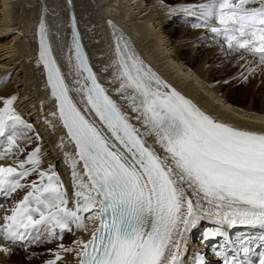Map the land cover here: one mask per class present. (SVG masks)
Here are the masks:
<instances>
[{"label":"snow or ice","instance_id":"6c2138e0","mask_svg":"<svg viewBox=\"0 0 264 264\" xmlns=\"http://www.w3.org/2000/svg\"><path fill=\"white\" fill-rule=\"evenodd\" d=\"M199 7L203 16L217 20L219 27L211 31L223 36L229 48L258 55L264 63V0H211ZM72 27L69 60L74 56L79 77L74 83L79 87L66 83L43 19L38 62L46 69L57 104L51 115L61 121L75 148L74 153L65 152L75 189L73 207L52 166L40 169L41 149L36 147L26 159L14 161L15 166L0 164V191L28 189L7 210L10 214L0 217V237L13 242L63 240L72 225L87 232L82 214L91 213L87 217L95 225L91 238H77L68 246L59 243L55 259L46 264L62 261L63 253H72L77 264H183L184 234L203 215L215 217L219 224L259 229L264 240V132L237 129L205 114L146 68L114 33L115 58L103 70L115 69L113 82L119 81L115 91L142 120V132L99 83L82 50L74 17ZM73 91L83 94L87 104L83 111L70 94ZM16 99L0 97V138L8 145L0 160L10 157L13 149L24 151L17 143L18 129L32 127L17 113ZM88 111L110 137L86 117ZM147 136L155 138L162 155L146 143ZM63 146L62 137L59 147ZM33 173L37 180L21 182ZM217 234L223 235L219 229ZM8 251L0 247V252ZM224 264L247 262L233 256L225 257ZM259 264H264V254Z\"/></svg>","mask_w":264,"mask_h":264},{"label":"bare ground","instance_id":"6f19581e","mask_svg":"<svg viewBox=\"0 0 264 264\" xmlns=\"http://www.w3.org/2000/svg\"><path fill=\"white\" fill-rule=\"evenodd\" d=\"M73 1V7L77 12L82 37L93 70H95L102 86L108 90L109 95L121 106L122 111L132 118L131 122L137 128H140L142 132L145 131L142 127V120L135 118L137 113L132 112L128 101L122 99L121 94H117L115 91L119 87V81L113 82L115 69L109 67L108 71L103 70L105 66L111 65L115 58L114 48L116 36H118L117 30L123 32L132 45L131 48H134L138 56L143 59L145 64L150 66L151 70L165 77L166 80L164 82L170 86V89H177L184 96L192 99L202 109L226 124L241 129L264 132V104L262 108L257 109L253 103L247 106H238L232 103L228 94L224 92L226 80H216V72H213V66L218 61L217 56H220L224 57V60H229L231 66L235 67L234 71L242 65L244 67L248 65V69L259 67L260 72L254 73L255 75L253 76L257 78V81L264 80L263 76L260 78L261 72L264 71V63L260 61L259 56L251 53L246 55L248 53L246 51L229 48L227 42L222 39L220 40L221 43L214 44V40L217 39L219 41L220 37L216 38V36L214 38V34L207 33L209 24H206V27H204L205 31L202 34L195 33L196 31L193 30L191 32L186 30V25L183 24L179 29H182L184 33L177 41L172 40V35L178 29L167 28V20H170L173 15L175 17L177 15L180 17L198 18L206 23L218 24L215 18L203 16L199 7L210 3L211 0H203L192 5L183 2L174 7H169L167 0ZM191 2L188 1V3ZM255 6L257 5H249V7ZM70 7L67 0H0V94L1 97L8 98L15 95V91L18 92L17 107L19 111L29 116L36 123L41 135L40 144L42 147L39 155L45 160L41 161L40 169L47 171L49 166H52L53 169L59 170L58 172L68 190L71 187L70 191L74 197L75 189L72 183V170L69 163L65 162V152L74 153L75 148L74 145L68 142L66 129L63 128L61 121L58 117L51 115V113L57 111V104L51 96V89L47 84L46 69L43 63L38 62L39 25L43 19L48 35L51 38L53 49L58 57L63 58L61 60L64 61L67 69H64V72L67 74L68 71L67 76L72 88L79 87V85L74 83L75 80L79 79L76 75L74 56L71 61L69 60L70 55H72L70 50L73 49L69 19ZM195 13L199 16L194 15L193 17L192 14ZM114 33L116 36H114ZM187 34L196 35V37L191 41L187 38V41L184 42ZM184 43L188 49L187 53L190 54L189 57L181 56V52L177 50L179 47H184ZM202 45L207 48L204 50L200 49ZM200 55L203 56L202 59L199 58ZM241 56L242 59L239 60ZM249 65L252 66L250 67ZM244 67L240 68L239 73ZM228 69L229 67L226 71L229 73L230 70ZM252 79L253 77L250 80ZM72 93L79 108L83 111L87 107L83 94L75 91ZM85 115L98 128H101L106 135L111 136L107 129L103 128L99 118L95 117L94 113L88 111ZM62 137L64 138L63 148L59 147ZM145 140L147 144L153 145L158 153L163 154L160 146L155 143L153 136H147ZM14 157L20 159L17 155ZM0 164L8 166L5 163ZM78 171H82V166H78ZM85 179L87 178L85 177ZM9 195L0 191V204ZM18 195L19 193L15 194L13 201H16L15 198ZM205 207H208V205H205ZM0 216H3L2 213H0ZM1 222L2 220H0ZM211 224L214 225L212 229L216 233L217 229H219L224 234H228L230 230L242 226L219 224L215 217L203 215L197 224L184 234V240L182 241L184 248L183 264H201L202 260L194 250L197 248L195 243H193L192 237L196 229L199 227L207 228ZM94 226L93 221L89 220L87 232L79 230L71 237H67L64 242L54 243L55 247L57 248L59 243H63L66 246L72 245V242L77 238H83L87 241L91 238V230ZM244 229L248 233H261L259 229H254L250 226H245ZM65 233L68 232L65 231ZM28 240L32 241L31 238ZM34 243V247L24 252L9 244L2 243V237H0V247L9 249L6 254L11 260L19 259L27 264H41V261H44L43 252L48 247L42 245V241L41 243L32 241V244ZM62 255L63 259L66 260V264H77V259L72 253H63ZM4 258L2 252H0V264H5Z\"/></svg>","mask_w":264,"mask_h":264},{"label":"rangeland","instance_id":"374dc122","mask_svg":"<svg viewBox=\"0 0 264 264\" xmlns=\"http://www.w3.org/2000/svg\"><path fill=\"white\" fill-rule=\"evenodd\" d=\"M167 1H168L167 5L169 7H174L175 5H180L183 2L192 5V4L200 3L203 0H201V1L167 0ZM188 1H192V2L188 3ZM192 15H193V17H194V15L197 17L199 16L197 13L192 14ZM180 18H183V19H180ZM200 18H201V16H200ZM167 22H168V27H167L168 29H170V28H174V29L177 28L178 29V31L174 35H172V40L173 39L176 41H177V39L179 40L182 33H184V31H182V29H179V28H181L180 26H182L183 24L186 25L185 26L186 30H189L190 32L193 30V31H196L195 33H199V34H202L205 31L204 27H206V24H209V26L207 27L209 29V31H207V33L214 34V38L216 36H217L216 38L220 37V39H218L219 41H217V39L214 40V44H216V43L219 44V42L221 43V41H220L221 39L223 41H226L223 36H218L210 30L212 27H216V26L219 27V25L218 24H212L209 21H208L209 23H206L204 21H200L198 18H196V19L195 18H187V17H180L177 15L175 17V15H173V17H171L170 20H167ZM195 37H196V35L191 36V35L187 34L184 42L187 41V38H189L190 39L189 41H191ZM196 41H200V40H196ZM207 42L209 45L208 39H207ZM206 48L207 47L202 45V47L200 49L204 50ZM177 50L181 52V54H180L181 56H184V57L190 56V54L187 53L188 49H187V46L185 45V43H184V47H179V49H177ZM248 54L249 53H246V55H248ZM180 55H179V57H181ZM236 56H239V55H236ZM199 58L202 59L203 56L200 55ZM217 59H218V61L213 66V68H214L213 72H216V80H218V79L219 80H222V79L226 80L225 81L226 84L224 86V92H226L228 94V96L232 100V103H234L238 106H247V105H250L251 103H253L255 105V108H257V109L262 108V105L264 104L263 103L264 102V80L258 79L260 81H257V78H254V76H253V75L260 72L259 67H255L253 69H248V67H247L248 65H245V67H244V65H242L241 67H244V68H242L241 73H239L241 67L239 69H235V71H234L235 67L231 66L228 59L224 60V57H220V56H217ZM241 59H242V56L239 58V60H241ZM249 66L251 67L252 65H249ZM228 67H229L228 70H230L229 73H228V71H226V69ZM262 76L264 78V71L261 72L260 78H262ZM252 77H253V79L250 80ZM0 86H1V84H0ZM0 92H1V88H0ZM15 96L17 97V99L14 102L13 106L15 107L17 113L22 117V119L24 121H26L28 124H30L26 120V116L24 114H22L17 107L18 106L17 100L19 98V94L17 91H15ZM0 97H1V94H0ZM0 107H2V102H0ZM31 126H32L31 129L25 128L23 126H21L18 129L17 143L20 146V148L24 149V151L19 152L18 149H13V154L10 157H5L4 159L0 160V163H5L6 165L15 166L14 161L26 159L28 153L32 152L36 147H39L41 149L42 145L40 144L41 143L40 136H39L37 130L35 129V127H33L32 124H31ZM7 146H8L7 141L3 138H0V153H2L7 148ZM15 155L20 156V159L15 158L14 157ZM39 156H40L41 161L45 160L44 158H42L41 155H39ZM29 166L30 165H26V167H29ZM54 170L60 176V173L58 172L59 170H57L56 168H54ZM37 179H38L37 174L33 173L31 176L27 177L26 180L21 181V182L22 183H30L31 181L37 180ZM60 179L63 181L61 176H60ZM63 185H64V189H66L64 182H63ZM27 191H28V189L25 188V189L17 190V192L10 194L8 196V198L0 204V213H2V215L9 214L10 212H7V210L10 209L11 206H14V204L17 201L21 200ZM16 193H19V195L16 196V198H15L16 201H13V198L15 197ZM17 197H19V198L17 199ZM68 199H69V207H73L72 201L74 200V197L72 195L68 194ZM84 214H86V215H84ZM82 215L86 218L85 222H86V224H88L89 220L87 219V217L89 215H91V213H83ZM0 217H2V216H0ZM0 220H2V219H0ZM71 227H72L73 231L68 232V233H64L63 240H53L50 243L42 242V245L47 246L48 249L46 248L43 252L44 255L42 257L44 258L43 259L44 261H41V264H46V261H48L50 259H55L54 253L57 250V248L55 247L54 243L62 242V241L64 242V240L67 237H71L73 234H76V232L79 231L78 229L75 228V225H72ZM212 227L214 228L213 224H211L210 227L207 226V228L199 227L198 229H196V232L193 234V237H192L193 243H195V247L197 248L194 250L197 252L198 256L201 257L202 264H224L225 257L232 258L233 256H235L237 260L246 261L247 264H259V261L262 257V254H264V240L260 239L261 233H259V234L258 233H248V232L244 231L246 229H244L245 226L242 225V226L236 227L235 229L230 230L228 234L223 233V235H221V234H217L214 231V229H212ZM42 241H43V238H42ZM2 243L9 244L10 246L15 247V248L19 249L20 251H24V252L29 250L31 247L35 246V243L32 244V241H29L28 239L17 240L15 242H13L11 240H4L2 238ZM39 243H41V242H39ZM245 249H248V251H245ZM2 256L4 258L7 256V254L2 252ZM21 262H22V264H27V263L23 262L22 260L20 261L19 259L11 260L8 256L6 258H4L5 264H19V263L21 264ZM65 262H66V260L63 259L62 261H57L56 264H66Z\"/></svg>","mask_w":264,"mask_h":264},{"label":"water","instance_id":"95a60500","mask_svg":"<svg viewBox=\"0 0 264 264\" xmlns=\"http://www.w3.org/2000/svg\"><path fill=\"white\" fill-rule=\"evenodd\" d=\"M72 1L73 0H70V2H69V0H68V2L72 5ZM75 18V31L78 33V35H79V42H80V44H81V46H82V50H83V52H84V54L87 56V58H88V63H89V65L92 67V64L90 63V60H89V56H88V53H87V50H86V47H85V44H84V41H83V38H82V33H81V29H80V25H79V21H78V17H77V13H76V11L74 10V9H71V11H70V20H71V23H72V18ZM119 33V32H118ZM72 34H73V27H72ZM119 36H122L121 34H119ZM123 37V36H122ZM49 39V38H48ZM123 39H124V37H123ZM133 51V50H132ZM135 53V52H134ZM53 55H54V57L56 58V60H57V63H58V66L60 65V61H59V59L57 58V56H56V54L54 53V51H53ZM137 56V55H136ZM138 58H139V60L140 61H142L143 62V60L138 56ZM143 65L146 67V68H148V69H150L144 62H143ZM61 68V67H60ZM93 69V68H92ZM62 70V69H61ZM151 70V69H150ZM94 72H95V70H93ZM152 71V70H151ZM62 72V71H61ZM157 77H159L163 82H164V80H165V77H162V76H160V75H157L154 71H152ZM96 73V72H95ZM63 74V73H62ZM64 77H65V75H63ZM97 78H98V76H97ZM65 80H66V83H67V79H66V77H65ZM98 81H99V83H101L100 82V80H99V78H98ZM165 83V82H164ZM102 85V84H101ZM178 92V91H177ZM180 93V92H179ZM181 95H182V93H180ZM186 98V97H185ZM186 99H188V98H186ZM189 100V99H188ZM202 111V110H201ZM205 113V112H204ZM206 114V113H205ZM208 115V114H207ZM212 118H214V117H212ZM215 119V118H214ZM216 121H218L217 119H215ZM218 122H220V121H218ZM238 129V128H237ZM241 130H245V129H241Z\"/></svg>","mask_w":264,"mask_h":264}]
</instances>
